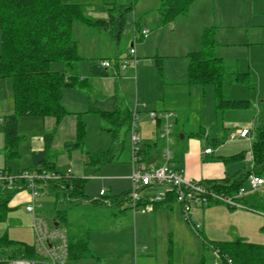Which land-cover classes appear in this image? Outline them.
<instances>
[{"label":"rangeland","instance_id":"obj_1","mask_svg":"<svg viewBox=\"0 0 264 264\" xmlns=\"http://www.w3.org/2000/svg\"><path fill=\"white\" fill-rule=\"evenodd\" d=\"M62 1L79 3L86 8V11L90 7L99 8L105 7V4H125L127 2V0ZM162 2L163 0H137L133 11L127 15L126 26L118 41L101 30L75 24L74 36L78 43L79 54L91 57L81 64L79 72L81 78L89 83L92 82V73H96V71L102 73L101 68L98 69L97 66H100L103 58H110L114 60V63L128 60L127 55L132 43L131 33L135 27L134 20L138 23L141 21V28L150 32V35L142 43L137 42L134 49L136 52L139 47V52L144 54L145 58L140 60L135 67L132 60L128 61L132 68L130 69L131 82L118 79L125 102L132 110L136 108L137 131L141 138L143 135L153 136L155 140L159 141L158 145L164 147L163 140L159 135L156 136L159 131L152 120L148 119L147 113L151 112L155 106H159V103L166 105V102H173L176 99L181 102L183 113L189 115V120L185 122L184 127L180 124L172 125L171 142L176 139V133L181 128L185 132H198L199 128H204L207 134L218 133V136L221 137L224 128L230 127L235 131V127H245L249 128L253 134L254 127L251 122L252 120L256 121V108L261 101H264V0H209L207 4L209 14L207 22L208 28H210L207 33L212 34L214 38L215 55L222 56L226 60L227 70H225L223 80V98L249 100L250 102L249 109L227 111L225 114H220L215 110V93L212 85H206L203 93L200 92L199 86H191L194 87L191 97H186L182 74L178 71L175 74L168 73L171 70V57L178 56L177 47L189 44L195 46V51L200 50L205 31L199 29L197 14L200 4L198 6L192 4L187 14L179 15L173 21L163 23L160 17ZM203 5L205 4L203 3ZM220 24L221 27H219ZM199 34H202L201 37ZM156 54L164 62L162 76H159L155 68L154 56ZM142 55H140L141 58ZM169 56L171 57L167 58ZM63 69L61 63L52 65L54 71ZM229 69L240 70L246 74V78L240 82L235 81L234 77L230 75ZM120 77L123 78L122 73ZM169 80L180 82L179 86L174 87L176 91L180 92L179 95L169 93L171 89ZM100 81L102 82V80ZM162 81L167 82L170 87L167 86L163 89L164 98L161 101ZM99 83L98 81L97 88L93 90V93L90 91L92 94H87L79 89L62 90V102L65 104V108H77L76 111L81 114V120L85 124V134L79 148L69 151L64 149L65 144L76 141V118L74 115L64 116L58 124L53 118L19 117L17 132L21 140L17 145L18 159H5L3 157L4 132L0 122V170L10 169L11 175L15 176L18 170L29 168L31 153L37 151L36 149L41 151L43 135L53 132L50 147L51 160L57 168L69 169L73 176L86 179L85 193L87 196L92 199L98 198L100 190H109L111 195L129 193L132 183L122 175L123 169L132 171L130 163L126 161L128 156L130 157L131 150L129 132H126L124 137L122 162L107 163L95 171L94 169L97 168L86 165L89 158L101 156L111 146V137L103 130L105 125L99 114L87 112L89 109L112 111L114 108L113 100L110 97L103 98L101 96ZM13 106L12 82L10 79H1L0 120L4 115L13 113ZM156 114L160 115V113ZM114 180L118 181L114 182ZM49 191V189H44L43 193L47 192L48 196H40L41 213L42 211L45 213H43L44 217L39 218L43 219L48 228L52 230L54 227L49 214L54 210L55 198L53 199ZM20 195H27L29 199L28 192L22 191L13 196L12 203L15 204ZM16 205L18 207H14V210L9 213L3 227L9 239L33 245L31 214L25 211L22 203L17 202ZM173 207V212L163 208L166 214H159L155 228H153L155 226L153 220L145 221L144 219L139 223L136 236L134 235V243L131 240L133 248L136 246L139 253L143 249L144 255H139L142 258L138 259V264H152V260L150 261L146 257L148 254L153 255L155 264H199L201 258L205 259L206 264H221L220 259L206 248L205 242L220 243L243 238L247 242L264 246L263 211L252 212L241 207L229 209L225 204L217 202L205 205L203 209L199 205H194L191 208V212L194 214L193 222L200 224L197 233H194L190 224L184 220L180 211L181 207L178 204H174ZM64 208L62 203L56 204V209ZM39 213V209H36L37 217ZM102 225H104L103 220H98L95 229L97 228L100 232H95L90 242L92 250L101 254L99 262L94 264H129L125 257L119 258L118 254L122 249L128 248V238L130 237L124 231L118 232L119 234L112 231L103 233ZM57 230L64 233L65 228L63 225H59ZM104 254H108V256Z\"/></svg>","mask_w":264,"mask_h":264},{"label":"trees","instance_id":"obj_2","mask_svg":"<svg viewBox=\"0 0 264 264\" xmlns=\"http://www.w3.org/2000/svg\"><path fill=\"white\" fill-rule=\"evenodd\" d=\"M137 0H127L125 4H105L106 19H92L85 13V7L79 3H69L62 0H0V80L10 79L13 90V113L3 116L1 124L4 132L3 157L18 159L17 145L21 137L17 132L19 117L53 118L58 124L66 115L76 118V141L65 144L66 151L79 148L85 134V124L80 113L69 112L62 102L63 89H79L90 94L88 82L79 79V66L82 57L78 54L77 43L73 37V27L81 24L86 28L98 29L112 39L118 41L121 37L127 15L133 11ZM195 0H163L160 17L163 23L173 21L179 15L187 14ZM137 26V25H136ZM209 32L202 36L201 48L186 56V82L188 86H199L202 90L208 84L212 85L215 93V110L223 113L228 110H240L249 107V101L225 100L222 95L225 67L221 59L214 53V44L208 40ZM54 63L63 64L61 71L52 70ZM117 63V62H116ZM163 59L156 56L155 68L159 75L163 71ZM236 76L235 81L246 78ZM114 110L95 111L105 125L103 128L111 137L109 150L101 156L89 158L86 163L98 170L107 163L122 162L121 153L124 147V137L129 132L132 123V112L123 104L122 99L115 94L113 97ZM160 123V121H158ZM159 126L161 124H158ZM159 126H157L159 128ZM53 132L43 135V150L31 153L30 167L11 175L9 169L2 170L12 177L8 183L0 184V223L7 221L13 211L9 203L13 196L26 191V182L19 178L23 172L47 171L59 173L60 180L48 182L49 189L55 198H61L69 205L88 203L93 208L130 209L128 192L118 196L98 197L91 199L85 195L86 179L72 175H64L51 160L50 147ZM159 142V141H158ZM158 142L154 144L157 148ZM143 153V150H140ZM253 167L243 174H236L222 182H206L216 193L229 196L235 195L243 187L249 175H264V126L257 130L252 143ZM143 160V159H142ZM150 197V196H149ZM148 199V197H147ZM175 202L173 193L154 204L162 206ZM238 202L246 210L264 212V195L256 193L242 197ZM216 202H209L212 204ZM148 204L144 200L138 207ZM229 209H235L230 208ZM98 211V210H97ZM94 211L95 213H98ZM133 211V210H132ZM123 212V210H122ZM101 218L94 213H77L73 218L65 211H55L54 220L65 228L67 242V257L71 261L95 259L90 246L89 235L95 229ZM190 224V223H188ZM191 226V225H190ZM205 246L221 261V264H264V246L237 238L233 241L206 243ZM35 260L33 245L13 241L7 232L0 237V264L9 260ZM171 264V263H169ZM199 264H206L201 258Z\"/></svg>","mask_w":264,"mask_h":264},{"label":"crops","instance_id":"obj_3","mask_svg":"<svg viewBox=\"0 0 264 264\" xmlns=\"http://www.w3.org/2000/svg\"><path fill=\"white\" fill-rule=\"evenodd\" d=\"M208 2H209V0H195L193 2L194 6H198L200 4L199 5L200 10H199V13L197 14V16L199 18V29H202V31L205 30L204 33L210 29V28H208V22H207V18H209V14L207 12ZM203 3L205 5H203ZM85 13L88 17H90L92 19H103L104 20L107 17L106 8L104 6H101L99 8L90 7L87 11L85 10ZM134 25L142 27L141 21H140V23H138V22H136V20H134ZM221 26L222 25L220 24L219 27H221ZM170 27H172V26H170ZM74 28L75 27H73V37H74L75 42L77 43V40L74 36ZM252 31H253V29H252ZM132 32H133V30H132ZM204 33H203V35H204ZM104 34H106V33L104 32ZM131 34H132V37H131L132 43L130 44V48H132V47L134 48V45L137 42L142 43V41L145 40V38H143V39H140L136 42H133V33H131ZM149 35H150V32L148 33L147 37H149ZM199 35L201 37L202 34H199ZM248 38H249V35H248ZM208 40H209V42H212V43L214 42V38H213L212 34L210 35V33L208 36ZM77 48H78V43H77ZM200 48H201V46H200ZM138 49H139V47H137L136 52H135V55H136L135 57H137L136 58L137 59L136 64L139 63L140 60L145 58L144 54L142 55ZM193 52H197V51H195V46H191L189 44L188 45L183 44V45H180L179 47H177L178 56L167 57V58L171 57V59H172L171 66H170L171 70L168 73L175 74L178 71L182 74V78H183L182 83L186 89V91L184 92V95H186V97H191V94L193 92L192 88H194V87L188 86L187 82H186V67H187L186 56L190 53H193ZM214 53L216 54L215 50H214ZM78 54H79V48H78ZM79 55H80V57H82V61H81L80 66H79V72H80L82 62L84 60L87 61L91 57L88 58L87 55H84V56H82L81 54H79ZM140 55H142V58ZM156 56H158V55L156 54L154 57H156ZM215 56L222 60L224 67L226 69L225 58H223L222 56H220V57H218L217 55H215ZM127 57H128V55H127ZM105 60L110 61L112 63L111 67L104 68L101 65L99 67L97 66L98 69L101 68L102 73H100L99 71H96L97 74L95 72L94 73L91 72L92 73L91 74V76H92L91 81L92 82L88 83V85H87L88 88H90V91L93 93V90H95L97 88L96 85H98V81H99L100 82L99 83V90L102 93L101 96L103 98H105V96H106V98L110 97L113 100L114 95L117 94L122 99L123 104L131 112L134 111L137 114V111L135 110L136 108H134V110H132V108H130L128 106V104L125 102V98L123 97V94L121 92V89H120V86L118 83L120 80H122L124 82H131L132 81V73L130 70L132 68L130 66H128L126 69L123 70V69L119 68V63H120L119 61H116L118 63H114V60H111L110 58H103L101 61H105ZM166 62H168V61H166ZM164 70H165V64H164ZM229 70H230V75L232 77H234L233 79H235L236 76L244 75V73H242L240 70H236V69H229ZM121 73H122L123 78L120 77ZM164 74H165V71H164L163 75ZM79 79L87 82V80H84L81 78L80 73H79ZM118 79H119V81H118ZM100 80H102V82ZM233 82H234V80H233ZM169 83L171 86L169 93L172 95H175V94L179 95L180 92L176 91V88H174V87L179 86L180 82H174L173 80L172 81L169 80ZM161 84H162V93H161L162 95H161L160 100L162 101L164 98L163 89L167 88V86H169V84L165 81H162ZM200 90H201L200 92L203 93L204 89L202 90L200 88ZM224 99L225 100H235V99H229V98L228 99L224 98ZM235 101H237V100H235ZM242 101H249V100H242ZM263 102L264 101H261L260 102L261 105L259 104L256 108L257 109L256 121L252 120V122H251L253 127H254L253 128V134L251 133L249 128H245V127H240V128L235 127L234 128L235 131H233L230 127L224 128L223 135L221 137L218 136V133H216L214 135L207 134V132L204 130V128H199L198 132L197 131L185 132V131H183V128H181V130H179V132L176 133V139L172 140V142L170 141V144H172V146L169 147V150L171 153V158L169 161L170 168L173 170H176V171H181L182 175L186 179H191V180H195V181H206V182H222L226 179H230L231 177H233L236 174H243L247 170L252 169V167H253L252 143L255 139L257 130L264 126V104H263ZM113 103H114V101H113ZM114 108H115V106H114ZM114 108H113V110H114ZM249 108H250V102H249V107L246 109H249ZM67 109L69 112L79 113L76 111L77 108H72V109L67 108ZM240 110H245V109H240ZM228 111H232V110H228ZM151 112H155L158 114L159 113L160 114H163V113L171 114L172 125L173 124L174 125L180 124L182 127H184L186 125L185 122H187L189 120V115L187 116V114L183 113V109L181 107V102L178 99H176V101H173V102L172 101H170L168 103L166 102V105H165V103L164 104L159 103V106H155L151 110ZM225 112H227V111H225ZM225 112H223V113L218 112V113L225 114ZM137 119H138V115H137ZM137 119H136V132L138 133L139 138L141 139L140 145H141V149L143 150V153H140V156L143 159L142 161L146 165H148L149 167H158L163 162L162 150L165 147V142L162 139L163 143H164V147H161L158 145L157 148H155L154 144H156L158 141L155 140V138L153 136L147 137V136L143 135V138H141L139 132L137 131ZM223 120H224V118H223ZM0 122H1V120H0ZM152 123L155 124V127L159 126L158 124L162 125L161 121H160V123H158V121H156V122L152 121ZM161 125L159 126V128L157 127V129L159 131V133H157V135H156L157 137H158V135L160 137ZM244 129L248 130V135L245 138H240L239 132L241 130H244ZM129 133H130V128H129ZM232 134L235 135L234 139H230V135H232ZM170 139H171V137H170ZM43 147H44V144H43ZM206 149H211V153L205 154L204 151ZM36 150L37 151H35V152L40 151L39 149H36ZM123 150H124V147H123ZM129 155H130V152H129ZM126 161H128L130 163V157L129 156H128ZM57 169L60 171H65V170H62L59 168H57ZM9 171H10V169H9ZM18 171H20V170H18ZM130 173L131 172H129L127 169H123L122 175H123V177H127V181H129V182L131 181L130 180ZM10 174H11V172H10ZM116 181H118V180H114V182H116ZM243 188H245V189L248 188L247 181L243 185ZM45 190H47V189H45ZM156 190L157 189L146 190L145 196L149 197V196L153 195L156 192ZM84 192H85V189H84ZM49 193H51V191H49ZM123 193H121V194H123ZM42 195L48 196V193L42 192L40 194V196H42ZM85 195L87 196L86 193H85ZM118 195H120V194L111 195L109 193V190H106L104 197H108V196L111 197V196H118ZM40 196L36 199L35 204H36V209L37 210L39 209V211H40V213L38 214L39 215L38 217H41V216L44 217L43 213H45V212L42 211V213H41L42 206H41V202L39 201V199L41 198ZM51 196L53 197V199L55 198V196L52 193H51ZM248 196H252V194L247 195L246 197H248ZM87 197H89V196H87ZM98 197H99V195H98ZM29 199H28L27 195H25V196L20 195L18 197L17 202L22 203L24 206V209H25V206L28 205ZM12 202L13 201H10L9 207H11L14 210V207H18V205H16L17 202L15 204ZM57 203H62L65 208L64 209H56ZM174 204H176V203L175 202H173V203L168 202V203H166L162 206H159V207H154V205H153L149 209L148 208L144 209L143 206H140V207H137L136 211H132L130 209H124V208H120V209L116 208V209L110 210V209H103V208H98V207L93 208L88 203H81V204H78L75 206L69 205L66 202H64L63 200H61V198H55L54 199V210L49 215H51L52 224H54V223H56V221L54 220L55 211H60V212L65 211L70 215L71 218H73V216H75L77 213H94V214L99 213V217L101 218V220H103V224H104V225H102V228H101V229H103L102 230L103 233L105 231H112V232H116V234H119L118 232L124 231L125 234L130 237V238H128V243H129L128 248L126 250H124V249L121 250V253L118 254L119 258L125 257V260L127 259L126 261H128L129 264H138L139 263L138 259L141 257L139 255H142V256L144 255L143 249L139 253L136 246H134V248H133L134 235L136 236L139 223L141 221H143L144 219H145V221L153 220L155 223V226H153V228H155L157 226V217L159 216V214H161V213L166 214L165 213L166 211H164L163 208H167L168 210H172L171 212H173ZM208 205H210V204H207V206ZM204 206L205 205H202L199 207L201 209H203ZM36 209H35V212H36ZM160 209H162V210H160ZM122 210H123V212H122ZM94 211H97L98 213H95ZM157 211H159V212L156 214ZM180 211H181V209H180ZM203 212H202V215L204 216ZM35 215L37 216V214H35ZM203 216H202V218H203ZM139 217H142V218L137 219ZM193 218H194V214L192 217V221H193ZM5 223H0V237L6 232V230L3 227V224L5 225ZM58 227H59V224L57 223V228ZM95 232H100V231L94 230V231L90 232V235H89V241L90 242H91V239H92L93 235L95 234ZM62 234L65 235V231ZM131 240L133 241V243H131ZM33 241H34V239H33ZM32 244H33V242H32ZM90 245H91V243H90ZM91 249H92V247H91ZM92 253H93L95 259H89V260H83V261H71L69 259H66L64 264H94L95 262L98 263L99 259H101V254H99L93 250H92ZM104 255L108 256V254H104ZM146 257L150 261L152 260V264H155V261L153 262V260L155 259L153 257V255L148 254V255H146ZM37 259L42 260L41 257H37Z\"/></svg>","mask_w":264,"mask_h":264},{"label":"built area","instance_id":"obj_4","mask_svg":"<svg viewBox=\"0 0 264 264\" xmlns=\"http://www.w3.org/2000/svg\"><path fill=\"white\" fill-rule=\"evenodd\" d=\"M148 31L142 29L140 26L133 27V42L148 36ZM129 60L133 61L135 66L136 57L135 49L132 47L128 52V60L119 63L120 69H126L130 64ZM110 61H101L100 65L104 68L111 67ZM132 123L130 125V164L131 176L130 180L132 188L128 193V206L136 211L138 205L144 200H148V204L144 209L151 208L154 204L162 202L167 194L173 193L175 196V203L181 207V213L184 220L190 223L194 233L200 228V224L192 221L193 213L191 208L194 205H207L209 202L223 203L230 208H243L238 202V199L250 194L264 195V176L249 175L246 179L248 188L241 187L238 192L233 195H225L216 193L210 189L203 181H195L186 179L181 171H176L170 168L169 161L171 153L169 150L170 135L172 129L171 114L163 113L157 115L155 112H149L148 118L153 122L161 121L160 138L164 140L165 147L162 150L163 162L158 167H149L146 165L140 156V138L136 132V112H132ZM248 135V130L244 129L239 132L240 138H245ZM235 135H230V139H234ZM205 154L211 153V149H206ZM64 175H71V171L66 169ZM19 178L23 179L26 184V191L29 194L30 202L25 206V211L31 214V228L33 230L34 241L33 247L37 257L42 260H26L14 259L9 260L6 264H64L67 257V242L65 235L58 232L57 228L50 230L46 222L35 215L36 199L42 192L39 189L46 188V184L50 181L55 182L60 180L59 173H51L47 171L40 172H23ZM4 181L10 183L12 177L4 174L0 170V184ZM150 189H157L150 197L145 196V191ZM105 191L100 190L99 197H104ZM148 197V199H147ZM264 218V214H263Z\"/></svg>","mask_w":264,"mask_h":264},{"label":"water","instance_id":"obj_5","mask_svg":"<svg viewBox=\"0 0 264 264\" xmlns=\"http://www.w3.org/2000/svg\"><path fill=\"white\" fill-rule=\"evenodd\" d=\"M53 227L57 228V223H54V224H53Z\"/></svg>","mask_w":264,"mask_h":264}]
</instances>
